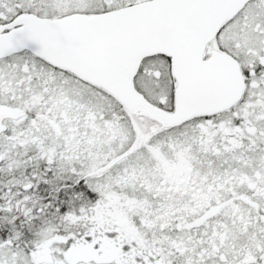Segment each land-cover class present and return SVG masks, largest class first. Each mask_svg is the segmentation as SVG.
I'll list each match as a JSON object with an SVG mask.
<instances>
[{
    "label": "snow or ice",
    "instance_id": "1",
    "mask_svg": "<svg viewBox=\"0 0 264 264\" xmlns=\"http://www.w3.org/2000/svg\"><path fill=\"white\" fill-rule=\"evenodd\" d=\"M0 264H264V0H0Z\"/></svg>",
    "mask_w": 264,
    "mask_h": 264
}]
</instances>
